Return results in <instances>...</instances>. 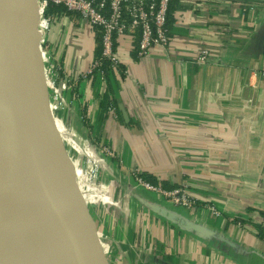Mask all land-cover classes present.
Segmentation results:
<instances>
[{"label":"crops","instance_id":"obj_1","mask_svg":"<svg viewBox=\"0 0 264 264\" xmlns=\"http://www.w3.org/2000/svg\"><path fill=\"white\" fill-rule=\"evenodd\" d=\"M50 10L43 40L79 100V134L112 153L100 186L119 202L91 213L108 263L264 264V0H171L168 47L139 57L136 38L119 37L123 71L108 72V88L87 75L96 29ZM142 175L187 188L199 206L170 204L138 183Z\"/></svg>","mask_w":264,"mask_h":264},{"label":"water","instance_id":"obj_2","mask_svg":"<svg viewBox=\"0 0 264 264\" xmlns=\"http://www.w3.org/2000/svg\"><path fill=\"white\" fill-rule=\"evenodd\" d=\"M35 20L36 26L31 30L32 58L35 80L39 87V105L46 123L44 127L34 124L21 108L0 0V161L10 149H30L50 164L58 178L62 196L67 200V221L61 229L46 235L42 252L43 264H109L97 237L96 225L88 204L79 189L76 168L54 126L40 51L37 13ZM44 133L53 136V142L45 140ZM20 183L27 185L24 188L30 195H35L36 189L29 181L23 179ZM161 213L172 220L180 221L169 212L162 210ZM0 214L8 217L2 225L0 224L3 235L0 243V264H15L13 252L18 245L15 243L12 247L9 240L14 218L11 213L2 214L1 207ZM32 263L33 261L29 260L24 264Z\"/></svg>","mask_w":264,"mask_h":264},{"label":"bare ground","instance_id":"obj_3","mask_svg":"<svg viewBox=\"0 0 264 264\" xmlns=\"http://www.w3.org/2000/svg\"><path fill=\"white\" fill-rule=\"evenodd\" d=\"M9 50L14 63L16 81L23 113L36 125L46 126L39 105V87L35 80L32 58L31 30L37 13L31 0H1ZM40 41L44 31L38 32ZM52 116V111L50 107ZM55 129L60 133L52 116ZM53 142V136L43 134ZM61 138V136H60ZM62 141V139H61ZM27 180L36 189L30 195L21 182ZM67 200L50 164L37 152L10 149L0 161V207L2 214L14 218L9 240L17 243L13 252L15 264H43L46 235L61 229L67 221ZM8 217L0 214L2 225ZM3 239L0 228V243ZM40 251V253H38Z\"/></svg>","mask_w":264,"mask_h":264},{"label":"built area","instance_id":"obj_4","mask_svg":"<svg viewBox=\"0 0 264 264\" xmlns=\"http://www.w3.org/2000/svg\"><path fill=\"white\" fill-rule=\"evenodd\" d=\"M43 12L52 7L60 8L66 14L72 16L74 20L81 18L87 20L96 29L98 35L97 50L93 66L88 72V76H99L106 88L105 64L109 63L112 70L122 72L116 56V40L121 36H131L136 38L138 43V56L142 57L149 53L154 46L168 47L169 30L168 17L171 0H42ZM50 21V19H47ZM43 20L44 29L48 21ZM46 37V35H45ZM43 59L47 68V87L50 98L53 99L57 107L68 106L72 111L79 103L78 98L73 93L71 80L67 76H61L62 69L58 66L53 51L47 45ZM209 59V52H202L198 58V64L203 65ZM87 76V77H88ZM67 108V107H66ZM109 111L115 110L114 106H109ZM77 112V111H76ZM103 152L112 156L111 151L104 147ZM140 185L147 190L161 194L170 204L186 209L198 207L197 200L190 196L185 187H178L165 190L137 178ZM216 218L222 216V212L213 205H204Z\"/></svg>","mask_w":264,"mask_h":264},{"label":"rangeland","instance_id":"obj_5","mask_svg":"<svg viewBox=\"0 0 264 264\" xmlns=\"http://www.w3.org/2000/svg\"><path fill=\"white\" fill-rule=\"evenodd\" d=\"M37 10V31L43 32L46 35V30L44 29L43 20L45 16V10L43 12V1L42 0H31ZM46 38V37H45ZM40 51L43 58V53L46 51L45 39L40 41ZM54 55V54H53ZM44 67L47 68L45 61L43 59ZM44 69V70H45ZM45 77L47 81V76L45 72ZM50 107L52 108V116L60 133L64 147L66 148L70 158L72 159L74 166L77 171L78 186L84 198L88 204L89 211L93 213L96 217L97 215H102L100 212H105L107 210H116L115 204L119 202L118 193L115 190H110L106 187V193L104 192V185L100 186V178L104 175L102 157L109 156L106 151L103 152V147L98 142L89 140L85 133L79 134L80 127L76 123V111L79 115L80 110L76 106V111H72L68 106L65 108L57 107L49 97ZM67 107V108H66ZM75 121V122H74ZM59 125V126H58ZM76 125L79 127L77 128ZM85 130H89L91 126L87 124ZM61 131H60V128ZM98 156L97 163L94 161L93 156L95 153ZM95 157V156H94ZM110 157V156H109ZM96 158V157H95ZM101 161V162H100ZM100 162V163H99ZM97 164V166L95 165ZM118 190H120L118 188ZM102 217V216H100ZM105 244L106 247L110 248L111 243H116L114 238L110 235H106ZM114 239V240H113ZM113 249V248H112ZM114 250V249H113ZM107 257V255H106Z\"/></svg>","mask_w":264,"mask_h":264},{"label":"trees","instance_id":"obj_6","mask_svg":"<svg viewBox=\"0 0 264 264\" xmlns=\"http://www.w3.org/2000/svg\"><path fill=\"white\" fill-rule=\"evenodd\" d=\"M51 10L50 11H53V12H55V13H60L61 11H63L62 9H60V8H56V7H52V8H50ZM99 55V51L97 50V53H96V56H98ZM105 71H106V79H107V76H108V72L110 71V70H112L111 69V67L109 66V63H106L105 64ZM121 68V67H120ZM123 71V70H122ZM94 76H97V74L96 75H94ZM98 77V76H97ZM107 81H108V79H107ZM108 87H109V81H108ZM107 87V88H108ZM109 103V102H108ZM107 103V106L109 107L110 105H112V106H114V108H115V104L113 105V103L114 102H111V103H109L108 104ZM141 178L143 179V180H145V181H147L148 183H151L152 185L154 184V185H156L154 182H153V180H151V177H149V176H146V175H142L141 176Z\"/></svg>","mask_w":264,"mask_h":264}]
</instances>
